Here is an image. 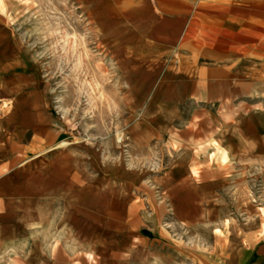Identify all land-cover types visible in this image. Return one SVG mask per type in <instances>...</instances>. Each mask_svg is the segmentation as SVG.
Instances as JSON below:
<instances>
[{
  "label": "crops",
  "instance_id": "obj_1",
  "mask_svg": "<svg viewBox=\"0 0 264 264\" xmlns=\"http://www.w3.org/2000/svg\"><path fill=\"white\" fill-rule=\"evenodd\" d=\"M169 7L162 44L186 64L156 86L167 104L162 116L185 119L172 126L168 147L173 171L186 175L172 178L167 196L214 198L228 168L264 166V0H171ZM66 130L0 11V264H134L132 251L116 252L114 241L105 249L89 234L97 228L84 226V216L104 206L111 180L86 173L83 150L67 146ZM233 183L235 199L252 194L243 178ZM222 259L264 264L262 230L227 229Z\"/></svg>",
  "mask_w": 264,
  "mask_h": 264
},
{
  "label": "rangeland",
  "instance_id": "obj_2",
  "mask_svg": "<svg viewBox=\"0 0 264 264\" xmlns=\"http://www.w3.org/2000/svg\"><path fill=\"white\" fill-rule=\"evenodd\" d=\"M170 3L0 0V11L66 124L67 146L83 150L87 174L111 180L101 193L104 206L83 218L97 228L92 238L105 249L114 241L116 252L132 251L134 264H221L227 229L264 234V166L228 168L214 198L167 196L172 178L186 175L173 171L168 147L172 126L185 119L162 116L167 104L156 86L186 64L162 44L169 28L161 16ZM238 178L249 198L233 197Z\"/></svg>",
  "mask_w": 264,
  "mask_h": 264
}]
</instances>
